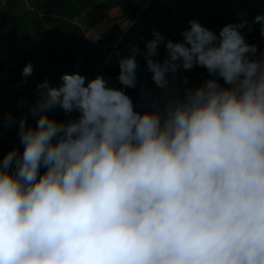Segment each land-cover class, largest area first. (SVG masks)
<instances>
[{"label":"clouds","instance_id":"1","mask_svg":"<svg viewBox=\"0 0 264 264\" xmlns=\"http://www.w3.org/2000/svg\"><path fill=\"white\" fill-rule=\"evenodd\" d=\"M188 23L179 42L157 30L145 42L152 81L167 88L194 66L216 78L163 115L135 111L101 75L36 85L37 124L22 117L23 151L0 161V264H264V58L247 19L218 34ZM253 23L264 35V15ZM139 52L118 58L123 88L136 87ZM56 106L79 116L49 118Z\"/></svg>","mask_w":264,"mask_h":264},{"label":"trees","instance_id":"2","mask_svg":"<svg viewBox=\"0 0 264 264\" xmlns=\"http://www.w3.org/2000/svg\"><path fill=\"white\" fill-rule=\"evenodd\" d=\"M164 5L151 0L145 9L136 10L135 0H0V161L12 149L23 151L19 137V121L27 118V126L35 127L39 113L33 115L30 109L38 101L40 93L36 85L47 80L51 86H59L65 73H79L94 79L100 74L118 77L119 69L105 64L108 49L103 43L95 42L79 33L77 23L92 10L107 12L119 8L133 22L123 38L125 55L132 45H138V64L135 88L122 89L132 99L134 110L145 112L141 103L152 107L154 99L150 94L157 86L148 71L143 51L145 42L153 39L157 30L165 41L182 40L181 33L189 28L190 20L199 21L204 27L219 33L227 24L240 23L247 19L248 25L241 32L248 33L247 43L258 48L255 59L264 58V35L259 24L253 23L256 15H264V0H171ZM119 46V47H120ZM167 51L162 43L154 59L163 61ZM31 62L32 76L21 83L23 67ZM188 88L195 89L210 76L207 69L194 66L185 71ZM154 87L146 92L148 84ZM222 86L223 80H219ZM49 118L58 122L78 118V112L66 114L56 106L47 112ZM11 116L13 122H9ZM45 169H41L43 173Z\"/></svg>","mask_w":264,"mask_h":264},{"label":"rangeland","instance_id":"3","mask_svg":"<svg viewBox=\"0 0 264 264\" xmlns=\"http://www.w3.org/2000/svg\"><path fill=\"white\" fill-rule=\"evenodd\" d=\"M151 0H135L136 10L145 9ZM164 5H171V0H157ZM119 9V8H116ZM110 11V10H109ZM120 16L114 13L107 12H97L95 10L90 11L85 15L84 18L78 20L77 23L80 27L79 33L88 39L103 43L108 49L107 58L105 64L108 66L119 69L118 58L125 55V49L120 44H122L123 38L126 36L128 30L133 25V22L127 19L124 15V12L119 9ZM247 42L248 33H242ZM120 46V47H119ZM146 52L143 51V54ZM158 53V50H157ZM119 54V56L117 55ZM139 64V62H137ZM103 77H106L108 80H112L108 86L114 87L117 83V77L100 74ZM185 72L181 68L175 76L172 74L168 75V87L167 88H158L155 92L150 94V97L154 99L153 106L148 107L146 103H141L145 111H159L162 115L165 113L166 106L169 102L176 99H183L186 89H188V81L185 83ZM187 80V78H186ZM108 83V82H107ZM1 118V117H0ZM5 131L0 132V138H3Z\"/></svg>","mask_w":264,"mask_h":264},{"label":"crops","instance_id":"4","mask_svg":"<svg viewBox=\"0 0 264 264\" xmlns=\"http://www.w3.org/2000/svg\"><path fill=\"white\" fill-rule=\"evenodd\" d=\"M108 13H114V14H116L118 16L121 15L120 12H119V9H112V10L108 11ZM104 79L108 82V84L112 81V80H108L106 77H104ZM118 85H119V82L117 81V83H115L114 87L118 88Z\"/></svg>","mask_w":264,"mask_h":264},{"label":"water","instance_id":"5","mask_svg":"<svg viewBox=\"0 0 264 264\" xmlns=\"http://www.w3.org/2000/svg\"><path fill=\"white\" fill-rule=\"evenodd\" d=\"M154 87V84H148L147 87H146V92L145 93H148L152 88Z\"/></svg>","mask_w":264,"mask_h":264}]
</instances>
